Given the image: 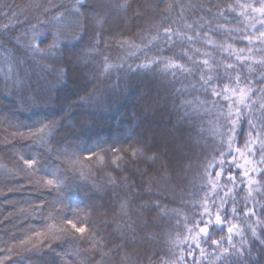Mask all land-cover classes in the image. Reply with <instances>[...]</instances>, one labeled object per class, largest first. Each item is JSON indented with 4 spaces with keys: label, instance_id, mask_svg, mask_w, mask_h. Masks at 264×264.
Returning a JSON list of instances; mask_svg holds the SVG:
<instances>
[{
    "label": "snow or ice",
    "instance_id": "6c2138e0",
    "mask_svg": "<svg viewBox=\"0 0 264 264\" xmlns=\"http://www.w3.org/2000/svg\"><path fill=\"white\" fill-rule=\"evenodd\" d=\"M209 3L207 8L203 4L195 7L211 19L201 16L191 23V3L159 0L155 6L147 4L145 11L160 19L151 25L147 36L139 33L140 44L115 35L111 38L118 50L130 48L129 56L136 52L144 56V62L136 65L138 70L163 64L155 94H142L146 106H170L175 119H169L163 130L141 129L137 124L127 137L128 149L113 143L102 149L107 156L98 155L95 149L79 156L70 151L77 147L74 141L57 140L60 130L72 121L71 106L58 117H42L33 125L13 124L11 115L2 117L3 123L16 129L9 133L13 139L39 144L44 152L26 157L13 144L9 164L14 167L0 164V169L13 181L22 173L26 185L8 187L0 181L7 188V192L0 190V196L34 186L36 190L51 189L59 198L73 179L72 172L86 178L82 160L96 158L98 166L113 168L107 174L108 183L126 190L119 204L121 217L126 219L117 227L116 243L83 221L60 219L57 223V217L50 215L53 223L46 229H33L18 243L15 237L3 241L0 264H33L31 257L45 249L59 256L63 264H264V0ZM5 7L9 11L2 13L3 17H11L0 26V88L5 92L16 95L22 103H38L37 97L26 99L23 95L31 90L33 75L55 74L56 82L68 75V69L54 67L49 60L69 67L92 65L93 89L85 90L75 104L98 102L96 80L111 78L113 72L112 87L121 88V80L126 78L121 73L131 71L132 66L125 68V58L113 63L105 54L109 48L105 33L110 31L105 26L113 12L132 10L136 18H145L143 12L132 9L129 0H37L29 10L19 13ZM220 20L224 23L213 26ZM209 33L221 39L214 41ZM71 41L80 42L78 52L76 45L69 47ZM185 42L190 47L172 57L147 55L155 43L167 45L171 52L177 43ZM197 42L214 51H202L195 46ZM234 43L247 47L238 49ZM164 50L156 48L157 53ZM229 59L232 62H227ZM177 73L197 79L184 85ZM197 85L204 99L189 91ZM44 99L50 101L51 96ZM95 148L100 149V145ZM41 155L62 161L63 171L53 165L48 176H41ZM141 161L160 162V167L141 170ZM87 170L90 174L91 166ZM46 206L45 201L33 204L28 215L38 214ZM153 213L152 223L159 233L146 231ZM160 235L167 256L150 251ZM61 240L69 246L70 256L69 249L58 252L53 247ZM141 245L147 250L142 251Z\"/></svg>",
    "mask_w": 264,
    "mask_h": 264
},
{
    "label": "trees",
    "instance_id": "16d2710c",
    "mask_svg": "<svg viewBox=\"0 0 264 264\" xmlns=\"http://www.w3.org/2000/svg\"><path fill=\"white\" fill-rule=\"evenodd\" d=\"M37 0H0V26L9 23L11 17L4 18L2 13L9 11V5L13 12L27 11ZM132 9L144 13V19H138L132 10L127 12H113L111 14V22L105 27L110 29L106 32V38L109 39V48L106 55L111 57V62L119 63L120 58H125L126 64L131 65V71L121 73L126 78L121 80V88H113L116 73L113 72L111 78L106 76L100 77L96 80L95 87L99 90L100 96L98 102L91 104L79 105L75 104L80 95H83L85 90L91 91L93 89L92 79V65L84 66L83 64H73L71 67L65 62L51 61L48 63L54 67H61L68 69V75L63 78L62 82H56L53 79L55 74L42 73L40 76H32V87L30 91L23 93L27 99L30 96H35L38 103L30 104L21 102L16 95H10L0 88V164L14 167V164H9L12 159V145H15V150L22 152L26 157L34 153H43L44 150L39 144H34L29 140L13 139L9 133L16 131L15 128H9L7 123L2 122V117L11 115L13 118L11 123H23L26 125H33L35 121L42 117L52 118L53 116L61 115L66 109L71 106L72 121L60 130L57 140L63 143L66 139L72 140L77 145L74 150L79 156H86L89 151L96 150L98 155H108L102 151L113 143L117 147L128 149L129 144L127 137L130 134V129L137 124L140 128L152 127L157 132L163 130L167 126L169 119H175L172 115L170 106L168 105H152L146 106V101L143 99L144 93L155 94L156 85L160 82L161 71L163 64L159 68L152 70L137 69L136 65L144 62V56L139 52L135 56H129L133 49L126 51L118 50L116 44L111 43V38L115 35L117 39H127L135 41L140 44L141 40L138 38L140 32L147 36L150 32L151 25L159 22V16L152 12L145 11L144 6L150 4L155 6L159 0H129ZM215 3L226 4L234 3L235 0H214ZM244 2V0H241ZM183 3H191L194 7L190 10L189 23L199 19L201 16L205 19H211L206 12L199 10L198 6L203 4L205 8L210 6L209 0H183ZM215 11V9H213ZM14 22V21H13ZM35 22V21H33ZM215 23L223 24L224 21H216ZM230 27L232 25H229ZM154 34V33H153ZM214 41H219L220 36L215 33H209ZM175 40L176 38L173 37ZM79 41H71L69 47L76 45L75 51H79ZM202 51H214L211 47H206L203 43L197 42L195 45ZM190 46L185 42L184 44L177 43L172 51H167V45L163 43H155L152 50L147 53L149 57L162 56L172 57L174 54H179L183 48ZM235 48H245V43H234ZM156 48L165 49L157 53ZM191 55V52L189 53ZM227 56V54H225ZM136 57H139L138 59ZM196 59H208L206 56H196ZM95 59H99L96 57ZM181 63L192 65L187 60H181ZM227 62H232L230 59ZM195 71V69H194ZM180 77V74L177 73ZM169 79L170 70H169ZM182 83L187 85L189 81L193 83L196 77H180ZM176 87H181L177 84ZM199 85L196 89H189L193 96H199L204 99L205 96L201 91H198ZM46 95L51 96V100L44 99ZM189 99L192 97L189 96ZM24 129H21L23 131ZM77 137L79 138L77 140ZM6 138L7 141L6 142ZM99 144L100 149L95 146ZM42 161L40 172L41 176H48L53 170V165L58 166L63 171L65 165L62 161H57L54 158H49L48 155H41ZM82 163L85 165L84 176L81 178L77 172H72L73 179L64 188L63 194L59 196L51 189L36 190L34 186L23 187L20 191L9 193L7 196H0V248L5 245L3 241H8L15 237L16 242L24 239L25 235H30L31 230H44L53 223L49 219L50 215L57 217V223L60 219H74L78 223L83 221L89 228H94L106 240H112L119 243L118 226H122L123 220L126 217H121L120 213V199L125 196V188L123 186L113 187L107 181V174L113 172L112 167H100L97 164V159H84ZM88 166H91V173L88 172ZM141 170L150 168L156 171L160 167V162L155 165L151 161H141L138 165ZM131 167V166H130ZM131 174V173H129ZM134 178H137L135 174ZM0 181L6 182L8 187L19 185H26V180L21 173L16 180H11L4 174L3 169H0ZM0 190L7 192V188L3 183H0ZM147 199V197L145 198ZM41 201L47 202V206L43 208L38 214L28 215L32 211L33 204H40ZM55 211H52V208ZM178 207V205H173ZM135 207V205H133ZM153 213L149 219V226L146 231L159 233L161 230L152 223ZM135 219V216H133ZM115 221V222H114ZM144 235V233H140ZM219 238V236L215 237ZM53 247L57 251L69 249V246L63 240L54 243ZM142 251L147 250L143 245L140 246ZM131 251V249H130ZM150 251L159 252L161 256H167L165 249L164 238L162 235L151 243ZM22 256L26 255L21 253ZM71 255L69 249V256ZM15 259V256L13 257ZM33 264H44V261H55V264H63L59 256L48 253L45 249L39 256H32ZM145 264L147 262L145 261Z\"/></svg>",
    "mask_w": 264,
    "mask_h": 264
}]
</instances>
